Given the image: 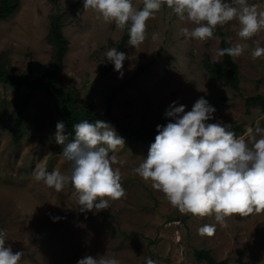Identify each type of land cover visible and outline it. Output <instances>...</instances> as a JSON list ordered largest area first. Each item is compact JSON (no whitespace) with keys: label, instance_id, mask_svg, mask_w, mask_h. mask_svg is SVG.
Segmentation results:
<instances>
[{"label":"rangeland","instance_id":"1","mask_svg":"<svg viewBox=\"0 0 264 264\" xmlns=\"http://www.w3.org/2000/svg\"><path fill=\"white\" fill-rule=\"evenodd\" d=\"M74 1L18 0L14 13L0 20V61L15 70L26 69L32 77L41 74L53 54L48 38L50 15L64 11L63 32L69 48L61 75L66 86L76 88L84 100L93 98L103 110L106 94L114 90L113 113L138 123L160 121L173 102L191 111L203 97L216 109L214 119L206 123L240 121L245 131L238 138L249 145L248 129L264 128V114L257 111L260 106L248 108L245 103L248 96H264V56L252 57L257 41L264 47V30L244 41L237 34L241 27L238 20L221 25L232 46H248L235 58L241 79L237 91L203 66L205 52L212 60L221 61L220 36L206 41L186 38L181 30L196 25L180 20L165 5L147 21L144 42L138 47L126 43L121 78L114 67L107 73L100 69L108 63L105 53L117 49L123 30L114 22H105L99 13L85 11L84 0L71 7ZM132 2L142 10L143 0ZM248 3L264 11V0ZM153 33L158 34L155 40ZM153 59L150 70L128 80L141 63ZM26 92L24 89L23 96ZM17 99L16 91L0 82V116L19 102ZM25 99L18 140L0 118V230H7L5 247H11L13 253L23 252L18 264H77L85 255L114 257L120 264H146L148 258L155 264H206L195 257V249L200 248L210 249L218 260L227 258L229 264H264V213L228 217L224 226L215 215L181 214L135 171L154 142L127 139L114 127L125 141L115 153L124 163L113 167L120 169L126 195L110 200L107 209L80 211L79 194L70 181L71 162L61 155L63 145L55 140L57 122L63 120L53 98L35 91ZM74 135H69L66 143ZM41 168L69 177L62 191L34 179V171ZM204 225H215V234L200 235Z\"/></svg>","mask_w":264,"mask_h":264},{"label":"clouds","instance_id":"2","mask_svg":"<svg viewBox=\"0 0 264 264\" xmlns=\"http://www.w3.org/2000/svg\"><path fill=\"white\" fill-rule=\"evenodd\" d=\"M180 20L191 22L196 27L181 31L186 38L206 41L213 38L218 25L238 20L241 25L238 37L251 40L264 30V11L248 0H143L142 10L134 7L132 0H84V10L99 13L105 22H114L118 30L129 26V45L138 47L146 39L147 21L163 6ZM158 38L153 33L152 39ZM230 42V41H229ZM252 50L253 59L264 56V47ZM247 44L237 43L218 51L220 56L234 59L243 55ZM106 60L123 77L124 52L115 48L106 53ZM184 105H170L165 115L174 122L157 126L155 142L151 144L144 161L135 169L151 187L162 192L169 203L181 214L198 217L215 215L222 226L225 218L249 217L264 213V128L259 125L248 129L251 144L237 138L229 131L230 125L220 122L206 123L214 119L215 107L203 97L185 111ZM257 111H259L257 109ZM66 125L57 122L55 140L63 145V157L71 162L70 181L76 193L80 211L109 208V201L125 197L121 184V172L114 168L118 161L115 155L125 141L107 122L97 119L95 123L84 120L74 124V138L66 143ZM255 133V134H253ZM259 135L260 138L256 139ZM113 153L111 156L109 153ZM34 179L42 181L57 192L63 190L69 177L53 170L41 168L34 171ZM58 219V218H56ZM215 225H204L200 235L213 236ZM7 230H0V264H18L23 252L13 253L5 247ZM77 264H120L114 257L85 255ZM146 264H155L148 258Z\"/></svg>","mask_w":264,"mask_h":264},{"label":"trees","instance_id":"3","mask_svg":"<svg viewBox=\"0 0 264 264\" xmlns=\"http://www.w3.org/2000/svg\"><path fill=\"white\" fill-rule=\"evenodd\" d=\"M79 1L72 2L70 6L75 7ZM17 7L18 0H0V20L7 19ZM64 16V11H56L50 15L48 38L53 45V54L51 61L46 64L41 74L32 77L26 69L15 70L0 61V82L6 87L13 88L18 94L17 100L19 102L12 106L10 110H5V114L0 116L4 123L11 126L14 138L18 140L22 134L19 122L26 110L27 100L25 98L31 97L35 91H43L53 98L56 110L65 123L69 135L74 134V124L84 120L95 123L99 119L116 128L127 139L155 142V137L158 134L157 126L174 122L171 118L163 116L158 122L142 121L135 123L130 118L120 117L113 113L114 90L106 94L105 108L102 110L98 108L93 98L88 101L84 100L80 93L76 92V88H68L66 86L61 75L64 58L69 48V41L63 32ZM128 28L129 26H126L123 29L122 38L117 43V51L123 52L126 43L130 39ZM214 35L220 36V50L232 46L229 42L227 31H224L221 25L216 27ZM202 62L208 73L220 79L223 85L237 91L240 90V68L233 57L226 54L222 56L220 62H216L212 60L208 52H205ZM154 63V59L141 63L128 80L146 73ZM113 67L114 64L108 62L101 67L100 71L101 73H107ZM24 89L27 91L25 96H23ZM21 99L23 100L20 102ZM245 103L248 108L260 106L259 113L264 114V96L262 94L257 93L248 96L245 99ZM223 125H230L228 130L234 132L237 138L245 131L244 125L238 120L227 122ZM195 257L197 260L205 261L206 264H229L227 258L218 260L208 248L195 249Z\"/></svg>","mask_w":264,"mask_h":264}]
</instances>
